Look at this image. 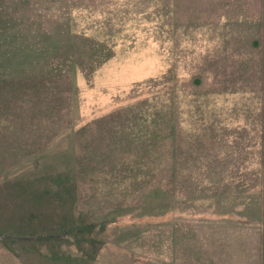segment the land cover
I'll use <instances>...</instances> for the list:
<instances>
[{
    "label": "rangeland",
    "instance_id": "1",
    "mask_svg": "<svg viewBox=\"0 0 264 264\" xmlns=\"http://www.w3.org/2000/svg\"><path fill=\"white\" fill-rule=\"evenodd\" d=\"M53 1L0 0V264L244 263L264 167L214 149L195 97L224 0H112L101 41Z\"/></svg>",
    "mask_w": 264,
    "mask_h": 264
},
{
    "label": "crops",
    "instance_id": "2",
    "mask_svg": "<svg viewBox=\"0 0 264 264\" xmlns=\"http://www.w3.org/2000/svg\"><path fill=\"white\" fill-rule=\"evenodd\" d=\"M260 2V10H255L252 0H224V14H218L214 4L218 26L212 40L204 38L212 47L197 57L195 97L204 128L198 134H207L209 141L212 133L214 149L232 154L229 164L251 165L261 159L264 167V0ZM249 7L254 10L247 15ZM243 21L244 29L238 26ZM206 118L211 123L205 128ZM236 260L264 264V213L262 220L232 221V261Z\"/></svg>",
    "mask_w": 264,
    "mask_h": 264
},
{
    "label": "trees",
    "instance_id": "3",
    "mask_svg": "<svg viewBox=\"0 0 264 264\" xmlns=\"http://www.w3.org/2000/svg\"><path fill=\"white\" fill-rule=\"evenodd\" d=\"M59 1L60 0H55V1H53V4H56ZM79 1H82V2L76 3V0H67V2H69V6H80V7H84V8L88 9V16L85 17L86 19L84 21L87 22L89 26H87V27L84 26L81 29H77L75 26H72L71 19L69 20V18H68L67 19L68 20V27H69L70 31L75 36H77V35L78 36H84V37H89L91 39H94L96 41L97 40L101 41L102 37H100V32L97 29H101L103 26H105L106 22H108L109 20H105V23H104V20L99 21L98 24L101 22L100 25H103V26L101 28H98L94 25L95 21H92V17H94L96 13H99L101 15H105V14L111 15L113 10H115V11L119 10L120 11V7L118 8V5H116L112 9L114 2H116V1L113 2L112 0H79ZM129 4H130V1H129ZM128 7L129 6H127V8ZM56 17L57 16L55 15V18ZM59 19L61 20V17ZM91 21H92V23L90 24ZM80 23H82V21ZM87 23H86V25H87ZM109 36H111V35H109ZM110 56L111 55L108 56V59ZM104 61H102V62H104ZM102 62L100 64H102ZM100 64L94 66L95 68L94 67L93 68L96 69L98 66H100Z\"/></svg>",
    "mask_w": 264,
    "mask_h": 264
}]
</instances>
